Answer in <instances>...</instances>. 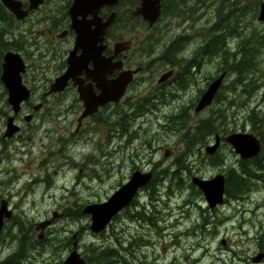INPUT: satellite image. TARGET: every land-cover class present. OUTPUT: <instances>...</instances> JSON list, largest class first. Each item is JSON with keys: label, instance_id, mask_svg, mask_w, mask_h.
Wrapping results in <instances>:
<instances>
[{"label": "rangeland", "instance_id": "374dc122", "mask_svg": "<svg viewBox=\"0 0 264 264\" xmlns=\"http://www.w3.org/2000/svg\"><path fill=\"white\" fill-rule=\"evenodd\" d=\"M235 1L173 0L172 7L176 16H173L172 19L165 18L153 31L142 32L135 44L139 48V51L137 48L138 59L136 62L144 68V72L140 76L147 80L146 85L150 88L155 78L159 79L171 68L166 60H160V56L163 54L162 50H152L150 45L153 35L156 36L153 39V45L158 43L161 37H159V33L162 32H164L165 40H171L174 37L186 38L180 52L190 56L194 54L195 49L210 40L209 29L217 19L219 5L229 10L227 6ZM252 4L253 0L242 1L241 5L244 7L245 14L251 11ZM48 8L49 6L45 8L43 15L46 14ZM258 16L254 18L253 14L241 18L237 32L232 36L231 33L228 34L225 43L221 41L231 50V53L235 54V57H226L223 53L216 55L219 69L215 63H208L202 66L200 71H195L196 76L187 72L181 76L182 79H185L184 86L178 84L170 86L161 97H158V92H149V89L146 91L149 95H153V98H144L147 99V102L141 99L140 102L148 107L145 111L154 110L155 104L160 107V112L157 114L144 113L147 115L144 121L148 119V123L145 124L148 126L147 128L135 130V123H133L125 132L119 133L120 131L113 129L105 121L103 123L91 122L80 133H77L76 117L66 111L69 109L67 106L72 104L71 100L63 99V97L55 101L51 99L49 108L53 111L47 118L49 124L46 126L50 127V130L47 128L31 129L27 137L32 138V142L40 143L54 141L53 136L56 133L58 136L63 135L62 149L67 153V156L63 155V214L66 215V218L57 219L61 222V226L58 225L48 232L43 241L38 240L39 233L35 232L33 247H28L27 258L23 264H63V236L66 235L63 233V228L73 231L71 235L77 232L81 233V249L80 247L79 249L88 258L91 256L92 247L97 250L110 247L112 230L105 231L101 235H94L90 230V217L81 214L80 210L82 212L87 205L107 199L116 186L125 182L129 175V168H134L137 163L146 168L159 165L158 170L162 175L163 183L161 187H165L160 190L156 209L150 207L156 211L157 226L143 229L144 234L156 242L152 248L146 250L144 248L147 245L146 242L142 241L138 246L139 236H135L133 245L126 244L133 251L128 252L126 261L122 260L120 264H252L250 261L247 263V259L254 253L251 251L254 249L252 221L260 222L264 221V218L254 220L253 214L249 213V210L259 211V214L264 215V179L255 184L252 192L244 200H231L225 202L220 208L210 210L203 194L195 193L191 188L194 186L191 182L192 178L196 176L201 179H211L218 174H225L232 166H238L240 158L228 145L220 150V157L225 158L227 166L223 168L219 165L218 167L216 165L219 164L218 158L210 160V156L206 154L205 150L208 145H206V141H203L201 147H192V151L189 152L187 144L190 142V138L183 136L181 130L191 136L197 127L203 125L204 120H208L214 115L215 110L223 108L228 113V119L217 134L225 136L229 132L236 131L237 133L248 132L255 135L250 119L251 115L256 112L259 114V119L264 118V47L256 46L260 40L264 41V23L258 21ZM43 18L44 16L41 17V19ZM34 24V28L38 29L36 22ZM121 24L122 22L117 24L116 28H120ZM29 26L28 23L24 25L27 29ZM22 29L15 27L16 31L22 33L18 47L26 56L30 66V76L33 77L42 69H46L47 65L51 72L48 76L59 72L62 61L57 64L53 57L45 53L47 48L44 40L41 38L36 47L37 33L31 35L29 32H23ZM13 36L12 32L10 37L13 38ZM248 45L261 50V53L255 55V65L252 74L246 81L247 85L238 82L235 74H229L220 92L221 101L205 111L196 112L197 105L202 98L198 93L200 90L206 92L208 79L215 77L218 70L219 76L225 70H229L228 67L235 60L243 58L242 50ZM61 57L62 54L57 55V60ZM181 69L182 65H179V70ZM191 71H194V68ZM192 80H198V83L196 84ZM2 88L5 87L1 85L0 81V91ZM183 90H188L186 96L179 97V91ZM231 99L236 101L232 105L230 104ZM6 101L7 97L3 99L0 95V108L6 106ZM72 105L76 108L75 103ZM125 105L131 106L129 102ZM125 108H114L112 114L115 115L117 110L123 111ZM112 114L105 118H111ZM126 114L127 120L132 121L131 109L127 110ZM2 121H4L3 118ZM136 121L140 120L137 118ZM73 132L75 136L71 135ZM212 137L215 138V135ZM23 141L27 142V139ZM47 147L50 146L37 145L33 158L39 160L55 157L56 154L52 156L46 150ZM191 154L195 156L192 157ZM182 157L189 165L190 172L181 169L179 178L174 179L172 173L177 171L174 170L175 163ZM188 161L190 162L188 163ZM23 168V164H20L19 171L24 172ZM6 174L10 175L9 172ZM3 179L0 173L1 183H3ZM19 182L20 188L24 187L28 182V176L19 178ZM4 187H10V185L6 183ZM0 192L3 193L1 190ZM38 196L40 193L36 194L37 208L34 209L36 211L32 212L33 210L30 209L27 212V215L34 216L37 222L48 216L46 212L53 207L50 204L40 208L38 205L43 202V198ZM54 199L55 197L52 196L47 197V200ZM257 207L263 208L257 210ZM18 214L20 217L25 216L23 213ZM203 215L208 217L210 223L206 226L208 231L200 229V225L204 222ZM26 227L27 224L19 227L18 232L29 244L32 242L33 235ZM118 239L114 240V243L117 248L121 249ZM222 239L228 240L227 246L222 245ZM38 242L41 245H38ZM55 245H57L56 250L53 251L52 247ZM139 247L144 249V253L134 256L135 249ZM18 248L19 244L2 245L0 243V262L11 257ZM90 264L93 263L90 262Z\"/></svg>", "mask_w": 264, "mask_h": 264}, {"label": "flooded vegetation", "instance_id": "af4514ba", "mask_svg": "<svg viewBox=\"0 0 264 264\" xmlns=\"http://www.w3.org/2000/svg\"><path fill=\"white\" fill-rule=\"evenodd\" d=\"M16 1L23 4V11H28V15L23 20L17 19L10 12L0 16V19L6 27H8V29L14 34L13 38L10 37L12 32L8 31L6 34V38L9 39L8 43L11 49L2 50V48H0V81L1 85L4 86L2 82V75L5 55L12 53L20 56L25 67L24 73L21 74L22 82L23 85L30 91V98L28 101L23 102L20 110L16 112L14 107L9 103V92L6 87L4 86L5 88H2L0 91V95L3 99L7 97L6 106L0 108V173L4 178L3 183L0 182V190L3 192H0V209L3 205H6L7 212L9 214V217H4V228L0 234V243L2 245L14 243L19 244L20 246L22 241L27 242L18 232L19 227L27 224L26 229L33 235L32 242L28 244V247L30 248L35 240V232L41 228L42 223L47 224L49 221H52L51 225H48V228L43 233V236H46L53 228L58 225L61 226V222L57 219L66 218V215L63 214V155L67 156V153L62 149L63 135L58 136L56 133L53 136L55 139L54 141H45L40 143L36 141L32 142V138L27 137L31 132V129L36 130L47 128L50 130V127L46 126L49 124V119L47 118L49 117L51 111H53L49 108V104L52 102L51 99L55 101L60 100L59 98L63 97V99L71 100L72 104H76V108H74L72 104L67 106L69 109H66V111L76 117L75 124L77 133H80L82 129H84L91 122L103 123L106 121L113 129L115 128V130H120L121 132H125L130 126H132L133 123H135V130L137 128H147L148 126H145V124L148 123V119L147 121H144L147 116L144 113L148 114L151 112V114H157L160 112V107L156 104L154 105V110L150 111V109H148L146 112L145 109L148 107L140 102L141 99L144 98H153V95L146 93L148 89L149 92H158V97H161L163 92L170 86H175L177 84L180 86L185 85V79L181 78L182 75H185L187 72H191L192 75L196 76L195 71H200L201 67L207 65L208 63H215L217 69H219V62L215 58L216 55H200V50L203 45L195 49L194 54H191L190 56H186V53L180 51L173 52V45L177 41V37H174L171 40H165L163 37L164 32L159 33V37H161L159 38L158 43L156 45H151V48L152 50H162L163 54L160 56V60H166L171 68L167 72L163 73L159 79L155 78L152 86L149 88L146 85L147 80L140 76L144 72V68L139 66L136 62L138 59L136 54L139 51V48L135 46V44L141 37L142 32H150L153 29H150L149 24L141 17H137L135 15V10L141 5L142 0H119V4L117 6L104 7L99 13V18L103 20V24H105L113 14H116L115 23L106 29L103 43L105 50L103 51L101 58L104 60L112 59V63L114 65H118L119 68L113 70L112 73H106L104 82L108 87H110L113 83L115 84V81L119 80L121 76L128 73L132 75V82L127 86L125 94L120 101L110 102L105 106H101L93 115L83 118L86 109L85 103L81 97V91L87 95L95 97H99L102 93V90L98 88L97 82H95L96 80L94 79L96 76L94 63L90 62L88 65L82 67L78 72L77 77L75 79L72 78L69 81L63 93H51L53 83L61 76L67 74L69 59L76 48L77 33L73 29V19L70 15V10L75 0H44L43 5L38 10H30L31 4L28 0ZM165 1L166 0L163 1L162 13L164 11ZM47 6H49V8L46 14L43 15ZM43 16L44 18L41 19ZM82 19V17H78L79 21H82ZM84 20L89 24L88 26L92 27V29L95 28L92 24L95 18L92 15L87 14ZM35 22L38 29L34 28ZM121 22L122 24L120 28H116L117 24ZM134 22H136V24H133ZM27 23L30 25L28 29L24 27ZM137 26L138 28H136ZM15 27L20 30L23 28V32H29L31 35L37 33V40L35 41L36 47L42 38L44 40L45 47L47 48L45 53L50 57H53L54 62L57 64L62 61L61 70L59 72L57 71L52 76H48L51 72L48 69L49 65H47L46 69H42L39 73L31 77L30 66L27 62L26 56L19 50L18 47V43H20L19 38L22 36V33L20 31H16ZM155 38L156 36L153 35L152 44L154 43L153 39ZM99 46L100 45H98V47ZM60 54H62V57L57 60V55ZM81 55L82 51H79L77 53V57H80ZM179 65H182L181 70H179ZM192 68H194V71H191ZM171 71L174 72L173 78L167 82L160 83L161 77ZM218 76L219 70L215 77L208 79L206 86L207 90L211 86V83L218 78ZM193 81L196 84L198 83V80H192V82ZM187 92L188 90L179 91L178 96L185 97ZM204 93L205 92L203 90H200L198 95L201 94V96H203ZM217 95H219V91L217 92ZM144 100L147 102V99ZM127 102H129L131 106H126L125 103ZM7 107L8 110H6ZM122 107L126 108L123 111L117 110L115 115L112 114L114 108L119 109ZM129 109H131L132 112L130 116L133 117L132 121L127 120L126 111ZM110 114H112L111 118H105V116H109ZM2 118L4 121H2ZM137 118L140 121H136ZM152 118L155 120L154 117ZM10 122L18 128L13 134H10L8 127ZM122 127H124V130ZM175 131H173V133H175ZM181 132L185 137H192L189 134L183 133L182 130ZM71 135L75 136V133L73 132ZM211 137L206 140V145H208L205 151L206 154L210 156V160H213V158L221 156L220 150L228 145L225 142H222L220 149H218L215 154L211 155L207 152V148L212 147L216 143L219 134L216 133L215 138ZM25 139H27V142L23 141ZM191 140L192 139L190 138V142L187 144L188 148H192L196 145L192 143ZM222 140H224V137H222ZM37 145L50 146L47 147L48 149L46 150H48L52 156L54 154H56V156L52 159L44 158L36 160L33 157L35 147H37ZM199 147H201V145ZM219 159H222V157ZM189 162L190 161H188V163ZM20 164H23L24 168L22 170H24V172L19 171ZM158 166L159 165H155L152 169L146 168L145 166L137 163L134 168H129V175L125 182L122 185L116 186L107 199L87 205L82 212L80 210L81 214L90 217L92 225V216L84 213L89 206L106 203L123 187L127 186L132 181V178L136 173H140L141 175H149L150 173L152 175L151 181L137 191L133 200L116 216H114L107 226L105 231L108 232L111 229L113 236L111 238L112 241L110 243V247H108L110 253L105 264H120L122 260L126 261L127 253L133 251L130 250L129 246H126V244L129 243L130 245H133V239L136 238L135 236H139L137 240L138 246L141 245L140 243L142 241L146 242L147 245L144 246L146 250H149L155 244L154 242L156 241L152 240L147 234H144L143 229L155 228L158 223L156 211L150 209V207L156 209L157 199L160 194V190L163 188L161 187L162 175L160 170H158ZM6 172H9L10 175L8 176ZM164 173L166 172L164 171ZM25 176H28V182L24 185V187L20 188L19 178L21 179ZM172 177L174 179L176 178L173 173ZM6 183H8L10 187H4ZM37 193H40V196H38L39 198H43V202L38 205L40 208L45 205H53V207L46 212L48 213V216L39 219L38 222L34 216L27 215V212L30 209L33 210L32 212L36 211L34 209L37 208ZM48 196L55 197V199L47 200ZM261 208L263 207H257V210ZM37 211L39 212V210ZM18 213H23L25 216L20 217ZM249 213L253 214L254 220L264 218V215L259 214V211L249 210ZM55 215H62V217L52 220ZM203 218L204 222L200 225V229L208 231L206 226L210 225L209 220L205 217ZM252 224L254 225V238L252 239L254 242V249L251 251L254 253L247 259V263L250 261L252 264H264V221H252ZM63 231V233H66V235L63 236V263L72 252L77 250L81 259L85 261V264H90L92 252L91 256L88 258L82 254L80 250L81 233L77 232L71 235L73 231L68 230L67 228H63ZM105 231L99 233V235L104 234ZM93 234L96 235L95 233ZM116 239H118L121 249L116 247L114 243V240ZM223 241H225V246H227L228 240L222 239L221 242ZM92 250L94 251L95 248H92L91 251ZM143 250L144 249L142 247L135 249L134 256L143 254ZM234 254L236 255L237 253ZM114 255H117V258ZM109 261L110 263H107Z\"/></svg>", "mask_w": 264, "mask_h": 264}, {"label": "water", "instance_id": "95a60500", "mask_svg": "<svg viewBox=\"0 0 264 264\" xmlns=\"http://www.w3.org/2000/svg\"><path fill=\"white\" fill-rule=\"evenodd\" d=\"M6 9L11 12L17 19L23 20L28 11H23V4L16 0H0ZM31 4L30 10H38L44 3V0H28ZM163 0H142L140 7L135 11L137 17H142L149 23L152 28L161 16ZM119 4V0H75L70 10V15L73 19V29L77 33V43L72 56L69 59L68 72L64 76L58 78L52 85L51 93H61L67 87L69 81L72 78H76L78 72L82 67L88 65L90 62L95 65L96 76L94 77L97 82L98 88L102 90L99 97L87 95L81 91L82 100L85 103L86 112L83 118L93 115L99 110L101 106H105L110 102H118L125 94L127 86L132 82V75L125 74L120 77L116 83L108 87L104 82L106 73H112L113 70L118 69V65H114L111 60L102 59V53L105 50L103 47L104 37L106 29L111 26L115 19L116 14H113L108 21L103 24V20L99 18V13L104 7H115ZM92 15L95 20L92 24L94 29L88 26L89 24L84 20L85 16ZM78 17H82V21L78 20ZM258 21L264 23V2L260 5V12ZM98 45H100L98 47ZM82 51V55L77 57V53ZM25 67L21 57L12 53L7 54L4 59L2 82L9 92V103L14 107V110L18 112L22 102L28 100L29 92L22 84L21 74L24 73ZM173 75L172 72L167 73L162 77L160 82L167 81ZM226 73L219 77L218 80L213 82L208 90L201 98L196 112H201L208 106L212 105L217 92L220 90ZM10 134L17 131V127L12 122L8 125ZM225 142L231 145L240 159L246 161L257 157L262 151V143L253 134L249 133H234L226 137ZM221 146V138L217 137L216 144L207 148V152L211 155L215 154ZM152 179V175H141L136 173L132 181L125 187H123L114 197L108 202L99 205L89 206L85 210V214L92 215V227L91 229L95 233L104 231L112 218L117 215L123 208H125L135 197L137 191L148 184ZM193 185L199 188L205 196L206 202L210 209H216L225 203L226 195V176L223 174L217 175L211 180L201 179L199 177H193ZM9 217L6 205H3L0 209V234L4 228V217ZM56 217H58L56 215ZM52 221L47 224H41L39 230L42 231L40 239L43 238L48 225H51ZM225 245V242H223ZM64 264H85V261L81 259L77 251H74L71 256L65 261Z\"/></svg>", "mask_w": 264, "mask_h": 264}, {"label": "trees", "instance_id": "16d2710c", "mask_svg": "<svg viewBox=\"0 0 264 264\" xmlns=\"http://www.w3.org/2000/svg\"><path fill=\"white\" fill-rule=\"evenodd\" d=\"M172 1L173 0H166L164 2L163 18L160 20L161 22L167 17L172 19V16H176L175 11L172 12ZM236 1L227 6L229 10H226L225 7L219 5V11H217L218 14L217 19L209 29L210 40L201 48L200 50L201 56L219 55V53H223V55L226 57L227 56L235 57V54L231 53L229 48H227L226 45L221 43V41L225 43L228 34L231 33L230 35L232 36V34L237 32L238 30L237 26H240L241 18H246L247 16L253 14H254V18H256L258 16L260 5L263 0H253V4L251 5L252 6L251 11L246 14L244 13L245 11L243 5H241L243 0H236ZM236 12L237 14L233 15V13ZM5 13H8V10L4 7L2 3H0V16L5 15ZM225 30L228 31L226 32ZM249 30H251V27H249ZM8 31L11 32L8 29V27H6V25L3 23V21L0 19V48H2V50L11 49L8 43L9 39L6 38V34ZM185 40L186 38L184 37L177 38V41L173 45L172 51L173 52L181 51V48L183 47ZM256 46L264 47L263 39L260 40V43H256ZM242 53L244 54L243 58L234 61V63L230 65V67H228L229 68L228 72L229 74H235L238 82L247 85L246 81H248L250 74H252V69L253 66L255 65L254 62L255 55L260 54L261 50H257L253 48L251 45H248L247 47H244ZM221 98L222 96L220 94L217 95L214 104L219 103L221 101ZM235 102H236L235 100H232L230 101V104L232 105ZM227 119H228V113L225 109L219 108L215 110L214 115L211 116L210 119L204 120L202 122L203 125L197 127L195 132L191 135L192 137L190 138L192 139L191 140L192 143L196 144L195 146L198 147L202 145L203 141H206L209 137L221 131V128H223L227 123ZM250 119L251 122L253 123V129L255 135L258 138H260L263 142V152H262L263 155L261 154L257 158H253L248 161L239 160L238 166H232L230 170H227V172L225 173L226 176L228 177L227 188H226V195H227L226 202H229L231 200H244L245 196H247L252 192V189L257 182L256 180L262 181L264 179V163H262L264 157V121H263L264 118L259 119V114L254 112L251 115ZM123 128L124 127H122V129ZM235 132L236 131H232L227 133L226 135ZM188 150L189 152H191L192 148H189ZM191 155L195 156L193 154ZM217 158L219 164L216 165L218 167L220 165L221 167L225 168L227 166V162L224 161L225 158L219 159L220 158L219 156L213 158V160ZM181 169H185V172H190V167L186 163V160L183 159V157L178 159L175 163L174 170L177 171H173V174L176 176V178H179V170ZM191 188L194 190L195 193L198 192L202 194V192L196 186H191ZM203 217L208 219V217H206L205 215H203ZM37 244L41 245L40 242H38ZM56 246L57 245H55V247H52L53 251L56 250ZM96 251L99 254H97ZM27 252H28V243L22 241L18 250L15 251V253H13L11 257L7 258L4 262H0V264H23V261L27 258ZM91 252H92V258H90L91 263L104 264L108 259L109 256L108 254L110 253V250L108 248L103 250L96 249L94 251L92 250ZM103 253L105 255H103Z\"/></svg>", "mask_w": 264, "mask_h": 264}, {"label": "bare ground", "instance_id": "6f19581e", "mask_svg": "<svg viewBox=\"0 0 264 264\" xmlns=\"http://www.w3.org/2000/svg\"><path fill=\"white\" fill-rule=\"evenodd\" d=\"M225 31L227 32L228 30H225ZM196 61H197V60H196ZM194 62H195V61H194ZM256 123H257V122H256ZM115 125H116V124H115ZM119 125H120V124H119ZM114 129H115V128H114ZM119 129H120V128H119ZM112 131H113V130H112ZM118 131H120V130H118ZM118 131H117V132H118ZM114 133H116V132L114 131ZM119 133H121V131H120ZM122 134H123V133H122ZM114 135H115V134H114ZM121 136H122V135H121ZM131 136H132V135H131ZM126 138H127V137H126ZM129 139H130V137H129ZM142 158H143V157H142ZM135 165H136V164H135ZM135 169H136V168H135ZM152 169H153V168H152ZM147 172H148V171H147ZM147 172H146V173H147ZM149 174H150V173H149ZM160 177H161V176H160ZM158 178H159V177H158ZM159 179H160V178H159ZM155 184H156V183H155ZM162 184H163V183H162ZM156 185H157V184H156ZM160 185H161V184H160ZM160 185H159V186H160ZM156 188H157V187H156ZM164 188H165V187H164ZM164 188H163V189H164ZM157 189H158V188H157ZM158 190H159V189H158ZM156 194H157V193H156ZM92 248H93V247H92ZM95 250H96V249H95ZM117 251H118V250H117ZM96 252H97V251H96ZM97 254H99V253L97 252ZM107 254H108V252H107ZM103 255H105V254L103 253ZM108 255H109V254H108ZM97 256H99V255H97ZM114 256H115V255H114ZM116 256H117V255H116ZM116 256H115V257H116ZM106 257H107V256H106ZM116 258H117V257H116ZM114 259H115V258H114ZM97 260H98V259H97ZM116 260H117V259H116ZM117 261H118V260H117ZM112 262H113V261H112ZM107 263H110V261L107 262ZM101 264H102V263H101ZM104 264H105V263H104Z\"/></svg>", "mask_w": 264, "mask_h": 264}]
</instances>
